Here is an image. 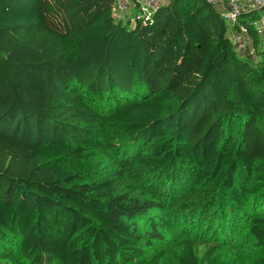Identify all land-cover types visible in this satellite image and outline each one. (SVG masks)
<instances>
[{"label":"trees","instance_id":"trees-1","mask_svg":"<svg viewBox=\"0 0 264 264\" xmlns=\"http://www.w3.org/2000/svg\"><path fill=\"white\" fill-rule=\"evenodd\" d=\"M114 7L0 0V264H169L178 217L242 224L264 256L260 12L239 16L249 54L207 0ZM214 243L172 258L238 264Z\"/></svg>","mask_w":264,"mask_h":264},{"label":"rangeland","instance_id":"rangeland-1","mask_svg":"<svg viewBox=\"0 0 264 264\" xmlns=\"http://www.w3.org/2000/svg\"><path fill=\"white\" fill-rule=\"evenodd\" d=\"M264 14V11L259 13ZM167 213V212H165ZM241 213L235 215L239 217ZM195 221L192 219H184L183 217L175 218L170 223V229L166 233V238L168 241L163 246L165 249V262L169 264H177L172 258L173 253L178 250L182 245L186 243H202L205 241L214 242L216 249L212 254L224 253L227 260H233L238 262V264H259L258 261L264 260L262 253H257L253 249V242L250 237L246 236V231L244 230L242 224L237 225L239 227L238 232L240 235H236L229 228H217L211 231H206V229L201 230L196 227ZM229 229V230H228ZM226 234H230L233 238L230 239ZM217 236V237H215ZM230 239V240H229ZM233 253V254H232Z\"/></svg>","mask_w":264,"mask_h":264},{"label":"built area","instance_id":"built-area-1","mask_svg":"<svg viewBox=\"0 0 264 264\" xmlns=\"http://www.w3.org/2000/svg\"><path fill=\"white\" fill-rule=\"evenodd\" d=\"M168 0H114L113 18L116 21H139L147 20L162 4H166ZM215 6L217 12L226 20L230 26V38L238 51L253 53V49L249 45V36L247 31L240 27L239 16L249 11H264V0H207ZM138 13L132 14L135 9ZM254 29L258 35L264 39V14L256 21Z\"/></svg>","mask_w":264,"mask_h":264}]
</instances>
